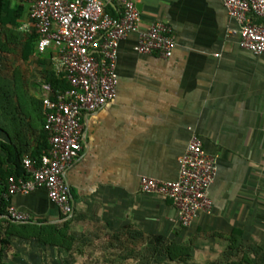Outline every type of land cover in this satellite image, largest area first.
<instances>
[{
  "label": "crops",
  "instance_id": "1",
  "mask_svg": "<svg viewBox=\"0 0 264 264\" xmlns=\"http://www.w3.org/2000/svg\"><path fill=\"white\" fill-rule=\"evenodd\" d=\"M5 1L23 7L15 28L23 44L36 34L27 6ZM135 2L140 31L156 20L171 27L172 56L139 54L138 33L119 43L116 98L82 117L80 156L64 175L73 206L69 219L44 189L15 194L10 203L33 224L60 228L67 221L75 245L96 227L116 234L128 229L187 246L197 264H264V54L239 47L230 33L238 24L223 0ZM34 44L30 58H20V45L19 58H6V70L0 69V89L12 93L14 118L9 125L1 102L0 143L27 155L41 143L42 99L55 98L67 84L57 72L56 50L38 53ZM193 136L214 158L216 174L208 188L211 212L182 228L172 203L141 192L139 182L175 181L178 159ZM9 159L0 150V173L11 167L13 152ZM43 250L60 249L16 238L5 261L34 264Z\"/></svg>",
  "mask_w": 264,
  "mask_h": 264
},
{
  "label": "built area",
  "instance_id": "2",
  "mask_svg": "<svg viewBox=\"0 0 264 264\" xmlns=\"http://www.w3.org/2000/svg\"><path fill=\"white\" fill-rule=\"evenodd\" d=\"M38 37L36 50L54 48L57 72L68 90L41 101L43 131L48 149L38 163L25 157L23 178L9 177L3 198L7 217L28 223V214L18 211L10 198L44 189L49 201L69 219L73 206L64 180L65 172L81 152L84 115L97 112L116 98L115 64L119 43L138 33L135 50L139 54L170 58L175 48L171 27L160 20L140 31L141 15L135 0H22ZM228 15L237 24L238 45L253 54H264V0H223ZM112 9V11L110 10ZM178 177L162 182L142 177L139 189L158 194L172 203L177 222L189 227L199 214L211 212L208 188L216 174L214 158L208 156L197 136H193L178 159Z\"/></svg>",
  "mask_w": 264,
  "mask_h": 264
},
{
  "label": "trees",
  "instance_id": "3",
  "mask_svg": "<svg viewBox=\"0 0 264 264\" xmlns=\"http://www.w3.org/2000/svg\"><path fill=\"white\" fill-rule=\"evenodd\" d=\"M112 11V9H110ZM23 15V7L16 9L10 8L9 2L0 0V59L7 56H11L16 53L19 46L23 45L21 50L22 60L30 58L34 53V43L38 41L37 35L29 36L22 44V40L16 29L18 22ZM11 26L12 28H8ZM36 48V46H35ZM0 76V82H1ZM66 84L61 92L68 90ZM3 102L7 105V114L9 117V125H14V118L10 104L12 103V93L9 89H0V103ZM43 126V124H42ZM0 129L3 128L0 126ZM41 143L38 144L36 150L33 153L27 155L25 150H19L15 146L5 145L0 143V150L7 156L6 162H8L9 156L13 152V161L9 170L5 173H0V264H9L5 261V256L12 252V240L21 239L24 241H35L38 246L42 247H55L65 252H71L73 250L74 237L69 233L68 222L57 228L53 225L33 224L28 222L25 224L11 221L6 215V207L8 202L5 201L3 195L6 192V181L9 177L23 178L25 172L22 166V161L25 157L32 158L38 163L40 157L48 149L47 137L42 128ZM156 238V237H155ZM159 246L161 253L164 255L167 262L171 264H185L190 259L189 248L185 245H179L173 241L162 240L159 237ZM13 257L16 255L12 254ZM240 264V263H236Z\"/></svg>",
  "mask_w": 264,
  "mask_h": 264
},
{
  "label": "rangeland",
  "instance_id": "4",
  "mask_svg": "<svg viewBox=\"0 0 264 264\" xmlns=\"http://www.w3.org/2000/svg\"><path fill=\"white\" fill-rule=\"evenodd\" d=\"M17 53L0 59V69L6 70L9 60L19 58ZM80 239L71 252L60 250L42 251L34 264H171L160 251L159 240L146 237L133 230L110 233L99 227ZM77 240V239H76ZM41 254L40 258L39 255ZM18 264L17 262H14ZM13 263V264H14ZM27 264V263H26ZM31 264V263H28ZM185 264H197L190 259ZM211 264V263H210Z\"/></svg>",
  "mask_w": 264,
  "mask_h": 264
}]
</instances>
